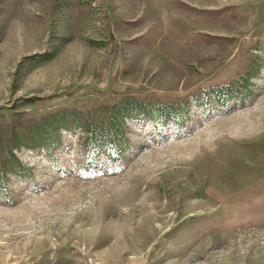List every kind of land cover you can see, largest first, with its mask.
I'll return each instance as SVG.
<instances>
[{
    "label": "rangeland",
    "instance_id": "rangeland-1",
    "mask_svg": "<svg viewBox=\"0 0 264 264\" xmlns=\"http://www.w3.org/2000/svg\"><path fill=\"white\" fill-rule=\"evenodd\" d=\"M124 96L175 112L126 118L118 162L78 128L15 150L0 264H264V0H0V124Z\"/></svg>",
    "mask_w": 264,
    "mask_h": 264
},
{
    "label": "trees",
    "instance_id": "trees-1",
    "mask_svg": "<svg viewBox=\"0 0 264 264\" xmlns=\"http://www.w3.org/2000/svg\"><path fill=\"white\" fill-rule=\"evenodd\" d=\"M246 81L247 77L238 78L227 85L209 88L207 93L213 95L219 104H223L233 97L242 98ZM31 102V99L23 101V103ZM8 110H10L9 120L0 124V194L2 195L6 194L8 177L25 179L30 176L31 167L17 157L16 149L27 147L43 150L49 157L61 144L60 130L78 128L84 134L80 142V150L85 160L92 161L101 156L108 163H115L123 152H128L130 149L126 137V118H147L158 134L159 127L171 118L175 107L124 96L113 102H98L87 107L63 106L28 118H24V111H13L14 107ZM151 111H155L158 115H151Z\"/></svg>",
    "mask_w": 264,
    "mask_h": 264
}]
</instances>
